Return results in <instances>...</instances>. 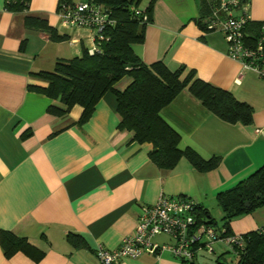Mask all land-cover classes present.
<instances>
[{
    "label": "crops",
    "instance_id": "obj_1",
    "mask_svg": "<svg viewBox=\"0 0 264 264\" xmlns=\"http://www.w3.org/2000/svg\"><path fill=\"white\" fill-rule=\"evenodd\" d=\"M249 1L252 21L264 20V0ZM58 2L30 0L26 11H10L0 0V236L6 232L28 245L6 256L0 238V264H101L97 248L117 247L134 232L142 207L160 194L189 198L213 216L222 213L216 194L264 164V135L257 131L264 128V79L227 55L220 32H205L197 24L199 0H156L144 40L133 49L146 64L162 60L171 70L193 69L198 78L252 107L250 123H229L184 88L161 108L160 115L180 135L179 147L206 160L218 158L216 166L198 170L181 156L173 167H159L149 156L152 144L119 127L111 91L82 122L79 105L61 116L50 112V105H62L31 88L47 85L38 74L92 45L88 28L60 26ZM51 29L64 39H52ZM129 81L124 77L115 87L123 89ZM262 222L264 217L244 214L230 226L241 234ZM152 241L161 245L171 239L160 234ZM227 251L218 241L213 254L199 253L196 264H219L221 254L226 263H235ZM116 264L181 261L160 249Z\"/></svg>",
    "mask_w": 264,
    "mask_h": 264
},
{
    "label": "trees",
    "instance_id": "obj_2",
    "mask_svg": "<svg viewBox=\"0 0 264 264\" xmlns=\"http://www.w3.org/2000/svg\"><path fill=\"white\" fill-rule=\"evenodd\" d=\"M102 4L110 19L102 30V40H98L96 49L90 53L82 46L81 53L70 59L58 60L53 70L38 74L46 86H32L35 91L57 100L62 107L50 105L48 110L56 115H65L74 105L82 107L78 122L86 120L96 102L108 91L116 96V111L120 117L119 127L133 133L138 142H149L152 149L150 158L159 167L171 168L181 156H185L198 170H207L217 165L218 158H202L192 148L179 147L180 135L160 115L161 108L169 103L184 88L197 98L213 114L229 123L248 124L252 121L253 109L239 101L228 90L215 86L198 78L193 69L180 65L175 70L169 69L162 60L146 64L133 49L135 43L144 40V29L151 22V10L156 0H87ZM62 2L59 0L58 7ZM30 0H5V8L10 11H26ZM218 0H199L197 24L205 31L213 8ZM57 7V8H58ZM260 22L249 21L245 27L246 38L251 40L256 35ZM252 33V34H251ZM52 39L61 40L54 29L50 30ZM128 77L129 83L123 89L116 84ZM191 200V199H190ZM216 201L221 208L223 224L219 226L207 211L194 203L195 216L214 227L215 241L231 236L230 221L248 213L256 206L264 205V164L233 186L216 194ZM242 245L226 246L232 253L233 264H264V226L241 233ZM1 242L6 256L17 248L28 247L24 240L11 239L6 232L1 233ZM224 243V242H223ZM181 264H196V258ZM221 254L216 257L219 264H230Z\"/></svg>",
    "mask_w": 264,
    "mask_h": 264
},
{
    "label": "built area",
    "instance_id": "obj_3",
    "mask_svg": "<svg viewBox=\"0 0 264 264\" xmlns=\"http://www.w3.org/2000/svg\"><path fill=\"white\" fill-rule=\"evenodd\" d=\"M249 0H218L213 8L209 29L220 32L227 46V55L240 62L244 69L255 71L264 79V20L254 38H246L245 27L251 21ZM60 26L65 28H88L92 32V53L102 30L110 22L107 9L99 3L62 2L57 8ZM264 135V128L257 130ZM194 203L184 196L160 194L156 202L144 206L136 222L134 232L124 236L117 247L107 249L99 246L96 256L101 264H116L121 258H137L143 252L156 253L166 249L175 258L185 262L195 260L196 254L204 250L213 252L214 227L195 216ZM165 234L171 242L158 245L153 237ZM227 246L242 245L240 234L222 239Z\"/></svg>",
    "mask_w": 264,
    "mask_h": 264
},
{
    "label": "rangeland",
    "instance_id": "obj_4",
    "mask_svg": "<svg viewBox=\"0 0 264 264\" xmlns=\"http://www.w3.org/2000/svg\"><path fill=\"white\" fill-rule=\"evenodd\" d=\"M85 1H87V0H85ZM145 3H142V5H144ZM248 214H254V216H260V217H264V205H259V206H256V207H254L253 209H251L248 213H246L245 215H248ZM221 217H222V213L220 212V213H218V214H216V215H213V218H215V220H216V222H217V224L219 225V226H221L222 224H223V220L221 219ZM231 222L232 221H230V224H231ZM262 223H264V222H262ZM261 226H264V224H262ZM261 226H259L258 228H260ZM231 227V226H230ZM258 228H256V229H258ZM231 230H232V227H231ZM233 232V231H232ZM235 234H237V233H235ZM160 235V234H159ZM165 235V234H164ZM154 238V237H153ZM209 260L210 261H214V255L212 256H209ZM214 262H216V261H214Z\"/></svg>",
    "mask_w": 264,
    "mask_h": 264
}]
</instances>
